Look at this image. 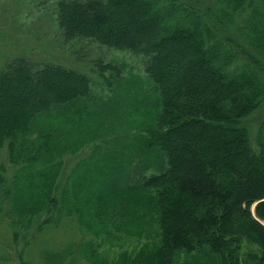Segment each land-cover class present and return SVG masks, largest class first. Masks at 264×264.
<instances>
[{
  "label": "trees",
  "instance_id": "obj_1",
  "mask_svg": "<svg viewBox=\"0 0 264 264\" xmlns=\"http://www.w3.org/2000/svg\"><path fill=\"white\" fill-rule=\"evenodd\" d=\"M56 15L65 41L92 39L141 59L159 108L138 150L142 159L90 154L60 183L61 156L83 144L69 139L72 131L98 130L88 127L83 102L88 122L75 111H52L89 97L91 81L78 69L22 55L1 65L0 146L13 170L6 178L0 163V185L13 223L29 226L54 210L45 222L74 216L100 238L110 230L105 213L114 201L147 190L158 222L148 264H179L182 253L190 255L186 264H213L207 254L217 264H264V0H59ZM34 126L40 142L18 152ZM154 147L164 155L159 172ZM241 235L259 245L244 261ZM83 245V254L103 264L96 244Z\"/></svg>",
  "mask_w": 264,
  "mask_h": 264
},
{
  "label": "rangeland",
  "instance_id": "obj_2",
  "mask_svg": "<svg viewBox=\"0 0 264 264\" xmlns=\"http://www.w3.org/2000/svg\"><path fill=\"white\" fill-rule=\"evenodd\" d=\"M58 1L0 0V66L11 58L22 55L37 65L55 62L78 69L89 77V97L52 111L58 113L65 110L66 115L75 111L76 115L81 113V121L88 122L81 110L84 105L80 103L83 102L91 115L88 127L98 130L95 133V130L81 127L75 129L76 132L72 131L69 139L78 136L77 139L83 144L76 152L68 151L61 156L62 167L58 181L63 183L64 174L68 173L75 162L87 159L90 154L100 157L102 153L107 155L105 151L111 150L122 154L118 158L133 157L134 162L142 159L143 155L140 154V157L138 150L150 136L151 125L154 123L152 113L159 107L150 90L143 61L130 51L101 45L92 39H63L56 20ZM106 63L118 65V75L111 70H103L101 66ZM97 110L102 114L96 115ZM111 111L113 114L106 118L104 113ZM35 130L36 126L26 138L20 137L18 152L22 153L23 150L31 153L34 145L40 142L35 139ZM63 142L66 143L67 138H63ZM154 149L157 150L155 162L159 172L164 155L157 147ZM0 163L6 169L4 175L9 178L13 163L9 161L6 145L0 146ZM151 171L153 170L148 168L144 173L149 174ZM110 173L114 174L112 171ZM154 195L152 191L140 190L128 192L115 200L105 213V219L110 221V230L107 234L102 232L98 238L85 226H80L74 216H62L58 223H54V218L45 222L47 217L55 216L54 210L36 216L29 226H16L13 223L17 219L16 214L10 213L9 197L4 195L0 185V264H95L97 262L91 256L83 254V244L88 241L96 244V252L101 257L98 263L148 264L147 255L158 243ZM250 211L257 218L254 204ZM260 222L264 224L263 221ZM14 227L18 229L16 237L13 234ZM115 227L119 230H115ZM241 239L242 261L258 254L259 245L255 239L245 235H241ZM68 251L71 253L67 254ZM189 257V254L182 253L179 264H186ZM206 258L213 264L218 262V257L207 254ZM206 258L202 260L205 262Z\"/></svg>",
  "mask_w": 264,
  "mask_h": 264
}]
</instances>
